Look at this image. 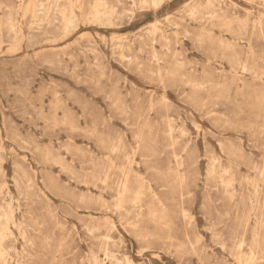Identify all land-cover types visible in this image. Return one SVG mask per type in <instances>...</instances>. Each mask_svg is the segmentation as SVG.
<instances>
[{"label":"rangeland","instance_id":"1","mask_svg":"<svg viewBox=\"0 0 264 264\" xmlns=\"http://www.w3.org/2000/svg\"><path fill=\"white\" fill-rule=\"evenodd\" d=\"M142 2L0 0V264H264V0Z\"/></svg>","mask_w":264,"mask_h":264},{"label":"bare ground","instance_id":"2","mask_svg":"<svg viewBox=\"0 0 264 264\" xmlns=\"http://www.w3.org/2000/svg\"><path fill=\"white\" fill-rule=\"evenodd\" d=\"M140 1L142 2L143 0H140ZM164 2H165V0H145L142 3L145 4V7L147 6L146 8H151L152 7V8H154V10H156V9L158 10V8L161 7ZM96 18H97V20L100 19L99 15H98V12H97Z\"/></svg>","mask_w":264,"mask_h":264}]
</instances>
